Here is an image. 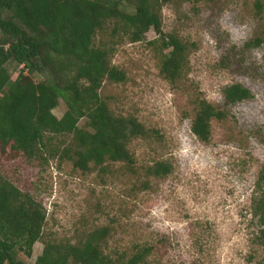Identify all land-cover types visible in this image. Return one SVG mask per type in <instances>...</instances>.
Segmentation results:
<instances>
[{"label": "rangeland", "instance_id": "1", "mask_svg": "<svg viewBox=\"0 0 264 264\" xmlns=\"http://www.w3.org/2000/svg\"><path fill=\"white\" fill-rule=\"evenodd\" d=\"M257 1L264 3L215 0L194 10L176 1L164 7V32L195 45L180 89L163 79L147 42L116 46L113 64L129 79L107 84L105 95L115 113L158 130V139L136 140L130 148L143 164L172 163L165 180L138 190L120 165L108 174L100 168L83 173L70 163L42 167L0 147L1 174L44 206L47 235L77 242L93 228L113 225L111 250L155 244L151 264H263L252 204L264 168V45L246 49L252 39H264ZM103 38L109 41V33ZM147 38L156 39L155 31ZM22 69L10 65L14 79ZM234 84L251 90L253 99L227 106L224 90ZM195 95L229 112L213 122L209 143L192 131ZM54 114L61 119L64 105ZM44 247L38 242L32 257L19 253L18 260L36 264Z\"/></svg>", "mask_w": 264, "mask_h": 264}, {"label": "trees", "instance_id": "2", "mask_svg": "<svg viewBox=\"0 0 264 264\" xmlns=\"http://www.w3.org/2000/svg\"><path fill=\"white\" fill-rule=\"evenodd\" d=\"M176 1L197 10L215 0H0L2 150L42 167L70 163L83 173L100 168L108 174L112 165H120L136 180L138 190L139 184L147 189L152 180L168 178L172 163L143 164L130 148L136 140L158 139V130L146 128L136 117L115 113L105 90L107 84L128 82L125 70L113 64L116 46L124 42H147L163 79L180 89L195 45L177 33L164 32L163 9ZM255 10L264 19V3L257 1ZM152 30L157 38L148 41ZM107 33L109 41L103 38ZM263 45L258 36L246 49ZM12 64L23 66L16 79ZM36 75L44 80L36 82ZM193 97L192 131L209 143L213 122L226 120L229 112ZM224 98L227 106L236 105L253 99V93L234 84L224 90ZM60 105L65 107L61 119L54 114ZM1 173L0 264H25L18 260L19 253L32 257L38 242L45 247L36 264H151L156 257L155 244L111 250L113 225L93 228L77 242L47 235L44 206ZM255 193L252 215L259 227L255 241L264 250V168Z\"/></svg>", "mask_w": 264, "mask_h": 264}]
</instances>
